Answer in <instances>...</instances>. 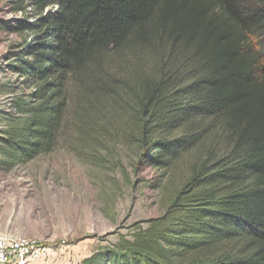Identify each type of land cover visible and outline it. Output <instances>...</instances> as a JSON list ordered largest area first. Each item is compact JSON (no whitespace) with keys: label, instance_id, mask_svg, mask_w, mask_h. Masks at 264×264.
Here are the masks:
<instances>
[{"label":"trees","instance_id":"16d2710c","mask_svg":"<svg viewBox=\"0 0 264 264\" xmlns=\"http://www.w3.org/2000/svg\"><path fill=\"white\" fill-rule=\"evenodd\" d=\"M27 1L2 22L28 92L0 111V170L114 112L144 164L185 167L160 217L79 264H264V0Z\"/></svg>","mask_w":264,"mask_h":264},{"label":"rangeland","instance_id":"374dc122","mask_svg":"<svg viewBox=\"0 0 264 264\" xmlns=\"http://www.w3.org/2000/svg\"><path fill=\"white\" fill-rule=\"evenodd\" d=\"M16 2L0 0V111L10 110L13 94L28 92L8 66L27 34L2 26L25 17L13 11ZM258 39L264 53V31ZM102 117L94 116L87 135L67 131L53 152L0 170V236L41 241L48 258L35 264H79L160 217L183 180V165L155 169L140 160L126 115Z\"/></svg>","mask_w":264,"mask_h":264},{"label":"built area","instance_id":"2783aa9c","mask_svg":"<svg viewBox=\"0 0 264 264\" xmlns=\"http://www.w3.org/2000/svg\"><path fill=\"white\" fill-rule=\"evenodd\" d=\"M48 251L34 238L0 236V264H35L47 259Z\"/></svg>","mask_w":264,"mask_h":264}]
</instances>
